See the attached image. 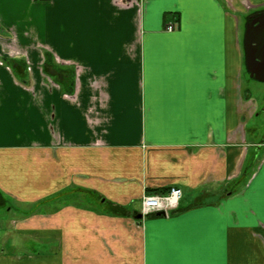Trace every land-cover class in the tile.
Segmentation results:
<instances>
[{"label": "crops", "instance_id": "crops-1", "mask_svg": "<svg viewBox=\"0 0 264 264\" xmlns=\"http://www.w3.org/2000/svg\"><path fill=\"white\" fill-rule=\"evenodd\" d=\"M261 13L0 0V208L22 213L0 219V264H264V101L241 84ZM171 188L176 209L135 219Z\"/></svg>", "mask_w": 264, "mask_h": 264}, {"label": "water", "instance_id": "water-1", "mask_svg": "<svg viewBox=\"0 0 264 264\" xmlns=\"http://www.w3.org/2000/svg\"><path fill=\"white\" fill-rule=\"evenodd\" d=\"M243 49L245 67L250 78L264 83V13L258 14L246 25ZM155 215L166 216L163 212ZM141 218V214L135 217L137 220Z\"/></svg>", "mask_w": 264, "mask_h": 264}, {"label": "rangeland", "instance_id": "rangeland-1", "mask_svg": "<svg viewBox=\"0 0 264 264\" xmlns=\"http://www.w3.org/2000/svg\"><path fill=\"white\" fill-rule=\"evenodd\" d=\"M242 88L247 89L248 93L258 102V105L260 106L262 102L264 101V83H260L255 81L254 79L250 78L246 74V71H242ZM248 129H252L253 126L255 127L254 132L252 133L255 135L256 139H258V136L260 138L261 133L264 131V114L262 112H259V115L254 117L248 125ZM7 213L5 212L4 208H0V219L3 218L2 222L3 225L6 222V226L3 228L8 229V231H12V225L8 224L9 218H19L22 217L21 211L17 212H12L10 215H6ZM11 221V220H10ZM3 232V230L0 227V234Z\"/></svg>", "mask_w": 264, "mask_h": 264}, {"label": "built area", "instance_id": "built-area-1", "mask_svg": "<svg viewBox=\"0 0 264 264\" xmlns=\"http://www.w3.org/2000/svg\"><path fill=\"white\" fill-rule=\"evenodd\" d=\"M40 1V0H38ZM174 27L169 24L166 27V31H173ZM182 198V191L178 188H171L165 194H145L141 198V211L142 216L153 215L163 212L167 213L173 209H176Z\"/></svg>", "mask_w": 264, "mask_h": 264}, {"label": "trees", "instance_id": "trees-1", "mask_svg": "<svg viewBox=\"0 0 264 264\" xmlns=\"http://www.w3.org/2000/svg\"><path fill=\"white\" fill-rule=\"evenodd\" d=\"M248 76H249V74H248ZM60 84L62 85L64 91H67L68 94L72 93V89L74 87V84H73V81H71V78H70V80L67 79L66 82H64V83L62 82ZM167 192L168 191H161V192H158L157 194H165Z\"/></svg>", "mask_w": 264, "mask_h": 264}, {"label": "flooded vegetation", "instance_id": "flooded-vegetation-1", "mask_svg": "<svg viewBox=\"0 0 264 264\" xmlns=\"http://www.w3.org/2000/svg\"><path fill=\"white\" fill-rule=\"evenodd\" d=\"M257 15H255L254 17H256ZM254 17H251L250 19H249V21L248 22H250Z\"/></svg>", "mask_w": 264, "mask_h": 264}]
</instances>
